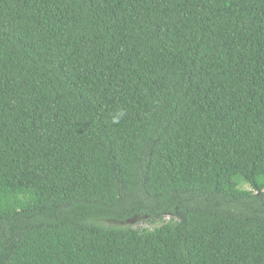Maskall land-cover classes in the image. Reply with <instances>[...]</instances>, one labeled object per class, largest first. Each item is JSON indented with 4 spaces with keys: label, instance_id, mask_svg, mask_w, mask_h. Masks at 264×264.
Here are the masks:
<instances>
[{
    "label": "trees",
    "instance_id": "16d2710c",
    "mask_svg": "<svg viewBox=\"0 0 264 264\" xmlns=\"http://www.w3.org/2000/svg\"><path fill=\"white\" fill-rule=\"evenodd\" d=\"M0 264H264V0H0Z\"/></svg>",
    "mask_w": 264,
    "mask_h": 264
},
{
    "label": "rangeland",
    "instance_id": "374dc122",
    "mask_svg": "<svg viewBox=\"0 0 264 264\" xmlns=\"http://www.w3.org/2000/svg\"><path fill=\"white\" fill-rule=\"evenodd\" d=\"M129 223L135 227H146V226H148V224L145 222L144 219L132 220V221H129Z\"/></svg>",
    "mask_w": 264,
    "mask_h": 264
}]
</instances>
